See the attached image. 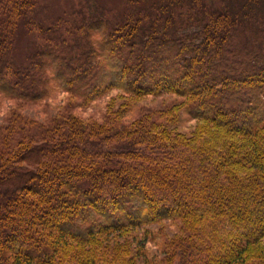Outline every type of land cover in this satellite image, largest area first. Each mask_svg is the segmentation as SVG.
<instances>
[{
    "label": "trees",
    "instance_id": "obj_1",
    "mask_svg": "<svg viewBox=\"0 0 264 264\" xmlns=\"http://www.w3.org/2000/svg\"><path fill=\"white\" fill-rule=\"evenodd\" d=\"M207 1L0 0V264H264V0Z\"/></svg>",
    "mask_w": 264,
    "mask_h": 264
},
{
    "label": "rangeland",
    "instance_id": "obj_2",
    "mask_svg": "<svg viewBox=\"0 0 264 264\" xmlns=\"http://www.w3.org/2000/svg\"><path fill=\"white\" fill-rule=\"evenodd\" d=\"M96 1L99 2V3H103V4L107 3L106 5H108V7H110V8H111V6H114V7L118 8V7H122L124 5L123 0H96ZM217 1L218 0H208L207 4H209V2H211L213 4H217L216 3ZM213 4H211L209 6L216 7ZM57 102H59V101L57 100ZM6 103L10 104L9 102H6ZM159 103H160V101H158V99H154V98H151V97H143V98L138 100L137 105L142 104V105H144L146 107H157L159 105ZM6 107H11V105H7ZM23 111H24V113H28V114L33 112V110L27 109V108L24 109ZM162 227L170 230L172 233L175 234L177 229L180 226L177 223H167V222H165V223H162Z\"/></svg>",
    "mask_w": 264,
    "mask_h": 264
}]
</instances>
